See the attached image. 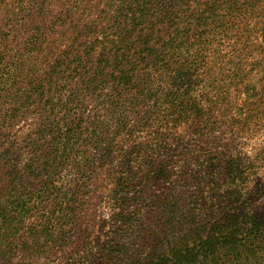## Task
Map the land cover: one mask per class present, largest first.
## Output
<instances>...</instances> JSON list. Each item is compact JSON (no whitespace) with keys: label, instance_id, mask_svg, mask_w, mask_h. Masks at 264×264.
I'll use <instances>...</instances> for the list:
<instances>
[{"label":"trees","instance_id":"obj_1","mask_svg":"<svg viewBox=\"0 0 264 264\" xmlns=\"http://www.w3.org/2000/svg\"><path fill=\"white\" fill-rule=\"evenodd\" d=\"M237 19L264 0H0V264H264Z\"/></svg>","mask_w":264,"mask_h":264},{"label":"rangeland","instance_id":"obj_2","mask_svg":"<svg viewBox=\"0 0 264 264\" xmlns=\"http://www.w3.org/2000/svg\"><path fill=\"white\" fill-rule=\"evenodd\" d=\"M102 6H100L101 8ZM120 4H116L114 3L113 6L111 8H107L105 9V11L108 10V12H106V17L103 19H131V18H126L124 17V14L126 13V8H124L123 6L120 7ZM119 8V9H117ZM117 9V10H116ZM135 19H159L158 16L154 15V10L150 9L148 12L142 13V15H136ZM263 20V22H262ZM238 23V29L239 31L236 32V35L241 36V38L243 37H248V36H252V35H261L260 33V26L264 24V19H237L236 20ZM262 28V26H261ZM260 38L262 36H259ZM258 41L260 42V44H262V48L260 49V47H257V50L254 52V56L256 57L257 64H255L253 66L254 71H257V75L259 78L260 77V85L264 84L261 81H264V38L263 39H258ZM238 46H240V42H231V45L229 48H234L235 50L238 48ZM229 48H227L226 46L221 47V51L219 52L220 54V59L219 61H223V59L226 58V56L229 54ZM236 54V52H232L231 54ZM263 75V76H262ZM256 80V79H255ZM257 82V83H258ZM106 209V207H102L101 211H104Z\"/></svg>","mask_w":264,"mask_h":264}]
</instances>
